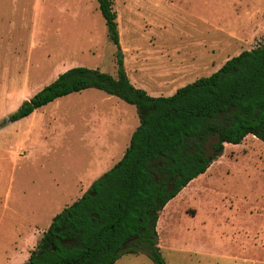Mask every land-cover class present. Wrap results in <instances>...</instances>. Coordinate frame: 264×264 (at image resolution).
Returning <instances> with one entry per match:
<instances>
[{
	"label": "rangeland",
	"instance_id": "374dc122",
	"mask_svg": "<svg viewBox=\"0 0 264 264\" xmlns=\"http://www.w3.org/2000/svg\"><path fill=\"white\" fill-rule=\"evenodd\" d=\"M113 9L132 78L136 54H195L205 64L199 79L264 44V0H114ZM74 67L116 77V48L95 0H0V264H26L19 252L34 249L52 218L87 191L90 152L78 121L110 96L87 89L6 122ZM166 206L156 231L167 264H264V143H225ZM116 264L153 263L125 255Z\"/></svg>",
	"mask_w": 264,
	"mask_h": 264
},
{
	"label": "trees",
	"instance_id": "16d2710c",
	"mask_svg": "<svg viewBox=\"0 0 264 264\" xmlns=\"http://www.w3.org/2000/svg\"><path fill=\"white\" fill-rule=\"evenodd\" d=\"M95 1L116 48V77L71 68L23 101L8 122L96 89L136 107L140 124L123 157L53 217L26 264H116L125 255L167 264L156 231L164 207L207 172L225 143L241 144L247 136L264 143V44L172 96L153 98L127 77L114 0Z\"/></svg>",
	"mask_w": 264,
	"mask_h": 264
},
{
	"label": "crops",
	"instance_id": "0c3cea01",
	"mask_svg": "<svg viewBox=\"0 0 264 264\" xmlns=\"http://www.w3.org/2000/svg\"><path fill=\"white\" fill-rule=\"evenodd\" d=\"M180 53L175 49L168 54L161 52L160 56H157L158 53L136 54L130 63L132 67L130 72L134 77L132 78L125 69L130 83L153 98L172 96L177 89L197 80L199 72L205 68L203 59L197 55L184 54L180 59ZM220 68L216 66L214 69ZM101 103L103 109L92 107L91 111L84 112L78 121L82 127L80 142L83 148L89 150L91 160L90 180L87 186L82 188L84 190H88L96 179L109 171L123 157L132 134L140 124L137 110L131 108L134 106L113 96L103 97ZM67 132H70L68 127L65 129L66 134ZM15 249L17 251L18 247ZM29 253L28 250L24 253L19 252L26 254L27 258Z\"/></svg>",
	"mask_w": 264,
	"mask_h": 264
},
{
	"label": "water",
	"instance_id": "95a60500",
	"mask_svg": "<svg viewBox=\"0 0 264 264\" xmlns=\"http://www.w3.org/2000/svg\"><path fill=\"white\" fill-rule=\"evenodd\" d=\"M6 122L8 123V120Z\"/></svg>",
	"mask_w": 264,
	"mask_h": 264
},
{
	"label": "bare ground",
	"instance_id": "6f19581e",
	"mask_svg": "<svg viewBox=\"0 0 264 264\" xmlns=\"http://www.w3.org/2000/svg\"><path fill=\"white\" fill-rule=\"evenodd\" d=\"M254 138V137H253ZM166 208H167V206H166Z\"/></svg>",
	"mask_w": 264,
	"mask_h": 264
}]
</instances>
